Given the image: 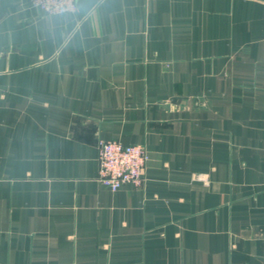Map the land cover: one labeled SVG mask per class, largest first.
I'll use <instances>...</instances> for the list:
<instances>
[{"label":"crops","instance_id":"crops-1","mask_svg":"<svg viewBox=\"0 0 264 264\" xmlns=\"http://www.w3.org/2000/svg\"><path fill=\"white\" fill-rule=\"evenodd\" d=\"M30 1L0 0V264H264V0Z\"/></svg>","mask_w":264,"mask_h":264},{"label":"built area","instance_id":"built-area-1","mask_svg":"<svg viewBox=\"0 0 264 264\" xmlns=\"http://www.w3.org/2000/svg\"><path fill=\"white\" fill-rule=\"evenodd\" d=\"M29 4L44 15L73 12L77 8L76 0H31ZM96 148L97 180L104 186L115 191L125 184H143V171L149 159L148 151L143 145L99 139Z\"/></svg>","mask_w":264,"mask_h":264}]
</instances>
